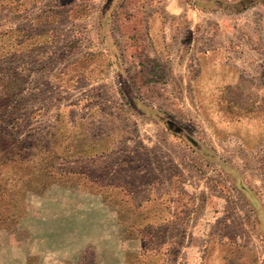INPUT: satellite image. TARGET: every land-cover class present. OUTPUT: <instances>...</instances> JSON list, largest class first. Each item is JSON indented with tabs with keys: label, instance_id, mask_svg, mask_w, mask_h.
Here are the masks:
<instances>
[{
	"label": "rangeland",
	"instance_id": "1",
	"mask_svg": "<svg viewBox=\"0 0 264 264\" xmlns=\"http://www.w3.org/2000/svg\"><path fill=\"white\" fill-rule=\"evenodd\" d=\"M212 2L264 44V0ZM116 3L0 0V264H264V88L200 79L190 57L171 98L186 110L155 125L112 93L114 72L99 81L115 65L102 8L106 42H124ZM230 133L249 141L246 197Z\"/></svg>",
	"mask_w": 264,
	"mask_h": 264
},
{
	"label": "crops",
	"instance_id": "2",
	"mask_svg": "<svg viewBox=\"0 0 264 264\" xmlns=\"http://www.w3.org/2000/svg\"><path fill=\"white\" fill-rule=\"evenodd\" d=\"M121 1L125 5L120 9L115 5L112 13L117 29L124 33V42L120 46L113 37L112 46L106 42L102 29L103 8L100 10V44L104 52L115 58V65L99 81L112 79L110 72H114L115 90L111 92L116 97H127L129 104H124L134 108L140 116H150L156 125L161 121L158 118L161 113L171 108L178 112L186 110L185 102L178 100L175 103L171 98L186 93L188 65L192 63L190 57H194L200 79H213L218 85H236L246 81L252 82L256 89L264 88V83L261 82L264 81V44L255 47L244 39L242 33H250V29L244 27L242 14L238 13L235 16L237 18H232L235 23L230 26V8L213 7L212 0H202L204 6H198L196 0ZM109 27L112 31V19ZM187 32H191L190 37H187ZM231 34L234 44L232 46ZM251 47L257 49L251 50ZM110 52H115V55ZM256 53L260 54L254 55ZM222 55L225 56L223 61L220 59ZM120 57L124 59L121 60ZM207 71H210L211 76L206 74ZM125 72L130 78H125ZM131 82L135 83L136 90ZM133 95H142L146 99L138 102ZM240 121L253 125L258 123L256 127L260 126V122L250 117L243 116ZM237 123L239 122L230 127H239L241 123ZM249 132H255V125ZM240 136L230 133V180L235 183L232 187L236 192L246 197L254 194L247 180L250 173L246 171L245 163H242L248 153H244V145L249 141L244 135Z\"/></svg>",
	"mask_w": 264,
	"mask_h": 264
},
{
	"label": "trees",
	"instance_id": "3",
	"mask_svg": "<svg viewBox=\"0 0 264 264\" xmlns=\"http://www.w3.org/2000/svg\"><path fill=\"white\" fill-rule=\"evenodd\" d=\"M104 153H106V152H104ZM9 154H12V151H11V153H9Z\"/></svg>",
	"mask_w": 264,
	"mask_h": 264
}]
</instances>
